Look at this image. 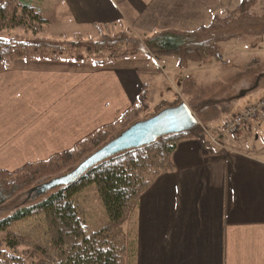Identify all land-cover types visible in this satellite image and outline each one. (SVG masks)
I'll return each instance as SVG.
<instances>
[{"label": "crops", "instance_id": "obj_1", "mask_svg": "<svg viewBox=\"0 0 264 264\" xmlns=\"http://www.w3.org/2000/svg\"><path fill=\"white\" fill-rule=\"evenodd\" d=\"M247 1L45 0L42 10L51 27L75 29L71 40L97 31V24L144 38L209 26L217 17L239 12ZM227 52L229 74L222 86L235 98L227 116L212 122L218 131H208L221 145L208 135L179 143L174 171L143 194L124 226L128 264H264V114L236 136L216 133L244 109L239 100L254 90L237 96L247 86L237 75L246 70V56L264 59V36H239L227 43ZM163 71L148 54L102 68L91 62L0 66V171L15 172L72 149L114 123L144 92L150 101ZM212 80L204 88L219 85Z\"/></svg>", "mask_w": 264, "mask_h": 264}, {"label": "trees", "instance_id": "obj_2", "mask_svg": "<svg viewBox=\"0 0 264 264\" xmlns=\"http://www.w3.org/2000/svg\"><path fill=\"white\" fill-rule=\"evenodd\" d=\"M44 4L45 0L0 3V30L23 28L34 34L30 39L0 38L2 69L13 68L17 60L51 63L92 60L102 68L143 54L176 57L179 67L184 69L190 63H205L220 57L221 45L239 37L232 29L244 27L243 23L253 16L249 9L252 3L247 1L239 12L228 18L217 17L211 25L191 32L167 30L139 38L127 30L113 33V27L97 24V39L70 41L38 36L51 27L42 10ZM255 31L246 28L242 33L264 34ZM262 79L264 59L249 61L246 70L237 75V82L247 86L236 95L255 89ZM213 92L189 76L183 81L180 98L173 105L163 102L157 109H153L144 92L114 123L93 132L72 149L47 161L29 163L15 172L0 171V211L15 201L20 202L11 213L0 217V264H128L130 254L124 226L140 198L160 176L174 171L173 156L182 140L207 135L205 125H212L230 112L229 103L235 97L214 96ZM183 97L200 121L198 128L162 137L150 146L107 160L71 185L43 194L31 193L74 171L132 125L178 106ZM24 194L28 195L23 201ZM93 200L98 203L96 208L90 207ZM97 209L106 213L107 218L92 229L86 214Z\"/></svg>", "mask_w": 264, "mask_h": 264}, {"label": "rangeland", "instance_id": "obj_3", "mask_svg": "<svg viewBox=\"0 0 264 264\" xmlns=\"http://www.w3.org/2000/svg\"><path fill=\"white\" fill-rule=\"evenodd\" d=\"M4 1L5 0H0V3H3ZM249 1L252 3L249 9H250V13L253 16H250L251 19L249 18L247 22L243 23L244 27L236 26L234 29H232L233 30L232 33L236 34V36H245V37L248 36V34L243 35L244 32L242 33V31L246 30V28L249 31H250V28L256 29L255 33H258V34L261 33V31L264 32L263 30L264 21L259 20V18L264 19V0H249ZM57 27L61 29V31L63 32L60 34L66 35L65 39H60V37L57 36V33H58ZM60 27L62 26L53 25L52 27H50L48 31L43 32L42 34L38 36L47 37V38L49 37L50 39H53V40L58 39V40H70V41L97 39L99 36L98 31H95L89 35L88 33L84 32L82 34L83 36L80 37L79 39L71 40L74 37L72 35V31H75V29H73V27H70V26L69 27L63 26L62 28ZM121 31H125V30L114 29L113 33H119ZM11 36H19L21 38L30 39L34 37V34L32 31L25 30L23 28H15L12 30H0V38H9ZM233 46L234 44L231 45V47ZM221 49H222V52L220 54V57L210 59L209 61L205 63H195V62L190 63L187 66V68H184V69L179 67V62L176 57H172V56L155 57L157 62L164 69V71L162 72V75L158 77V80H159L157 82L158 85L157 87L153 88V92H152L153 96L152 98H150V103L153 109L154 108L157 109L160 106V104L163 103L164 101H167L168 103H174L175 101H177L180 98L179 96H181V93H182V81H184L190 75L194 77L197 80V82L200 83L202 87H205L206 86L205 83L209 82V80L214 79L211 82L219 83V85L214 84V83L209 85L210 89H212L214 91L213 93H215L214 96L219 95L220 97H227V91L225 90V87L222 86V85L225 86V84L227 83V75L229 74V69H227V67H229L227 65V59H228L227 58V54H228L227 41L221 45ZM250 59L246 56V59H243L242 62H245L246 64L247 62L251 61ZM21 62H28L31 64L34 61L17 60L12 64V67L18 66V64H20ZM89 62L93 63L92 60H90ZM57 63H60V62H57ZM61 63H66V62H61ZM70 63L71 64H84V63H74V62H70ZM236 63L240 64V60H238ZM263 97H264V81L260 83L257 89H254L253 91L249 92L245 97L241 98L239 102H240L241 107L246 108V107H249L250 105L257 104L259 99L261 100ZM183 100H182L183 102L186 101L185 97H183ZM254 123H256V121ZM252 126H253V123L248 125L246 128H250ZM214 128L216 130L218 129L216 126L215 127H213L212 125L209 126V124L205 125V129H207L213 134L215 132ZM217 131H216L217 135L220 136L219 132ZM261 137H264V136H261ZM227 141H229L228 144L230 142L234 143L233 142L234 140H231L229 137H227ZM262 142H260V144ZM27 195L28 194H24L23 201L24 199L26 200ZM19 204L20 202L15 201L12 204H10L9 207L1 210L0 217L6 216L7 213H11L12 209L18 206ZM97 206H98V203L95 200L91 201L90 203L91 208H96ZM88 213L90 214H86V216L88 217V223L92 229L97 228V226L99 225V222L104 221L107 218L106 213L104 214L103 211L98 210V209L95 212L90 210ZM126 225L127 223L125 224V228H126ZM19 252H22V249Z\"/></svg>", "mask_w": 264, "mask_h": 264}, {"label": "water", "instance_id": "obj_4", "mask_svg": "<svg viewBox=\"0 0 264 264\" xmlns=\"http://www.w3.org/2000/svg\"><path fill=\"white\" fill-rule=\"evenodd\" d=\"M199 125L198 117L186 102H182L175 107L166 108L157 115L132 125L83 161L68 175L44 184L31 193L43 194L60 186L71 185L92 168L107 160L132 150L150 146L162 137L188 133L198 128Z\"/></svg>", "mask_w": 264, "mask_h": 264}, {"label": "built area", "instance_id": "obj_5", "mask_svg": "<svg viewBox=\"0 0 264 264\" xmlns=\"http://www.w3.org/2000/svg\"><path fill=\"white\" fill-rule=\"evenodd\" d=\"M264 114V97L255 105H250L237 112L232 118L226 120L220 127V136H236L238 135L244 128H246L251 123L257 122L260 116ZM206 134L210 136L207 129ZM212 138V141L216 145H221L219 143L218 138Z\"/></svg>", "mask_w": 264, "mask_h": 264}]
</instances>
